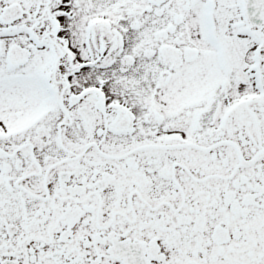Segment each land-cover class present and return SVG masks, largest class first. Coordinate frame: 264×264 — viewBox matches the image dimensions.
Wrapping results in <instances>:
<instances>
[{"label": "snow or ice", "instance_id": "1", "mask_svg": "<svg viewBox=\"0 0 264 264\" xmlns=\"http://www.w3.org/2000/svg\"><path fill=\"white\" fill-rule=\"evenodd\" d=\"M0 264H264V0H0Z\"/></svg>", "mask_w": 264, "mask_h": 264}]
</instances>
